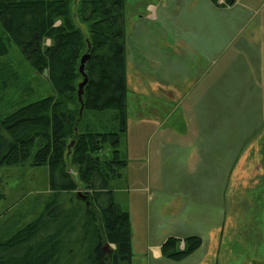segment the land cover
Listing matches in <instances>:
<instances>
[{"label": "trees", "instance_id": "trees-1", "mask_svg": "<svg viewBox=\"0 0 264 264\" xmlns=\"http://www.w3.org/2000/svg\"><path fill=\"white\" fill-rule=\"evenodd\" d=\"M124 3L0 0V57L15 43L36 74L48 70L56 91L0 120V167L32 157L34 166L48 167L52 192L39 217L0 241V264H132L131 217L116 202L114 188L127 179L128 168L120 149L128 129ZM85 54L81 114L79 67ZM86 111L113 114L103 131H94L82 126ZM80 183L84 194L77 193ZM202 244L199 236L170 237L161 251L177 262Z\"/></svg>", "mask_w": 264, "mask_h": 264}, {"label": "crops", "instance_id": "crops-1", "mask_svg": "<svg viewBox=\"0 0 264 264\" xmlns=\"http://www.w3.org/2000/svg\"><path fill=\"white\" fill-rule=\"evenodd\" d=\"M225 2L219 0L220 6L210 0H159L147 4L146 14L138 12L139 22L149 21L165 26L163 45L154 41L151 32L142 36L139 28L134 35L125 31L127 95L131 92L151 98L148 101L153 112L151 118L140 120L141 126L150 125L147 133L153 138L147 160L148 190H155L153 184V187L161 186L158 181L163 176L160 172L164 159H167L168 168H176L179 157L184 158L186 178H192L191 181L184 179L185 183L209 186H200L202 190L199 192H191L188 186L187 193H176L171 201L157 209V216L161 219H165V210L171 212L172 220L180 223L207 219L196 215L195 208L200 205L195 201L224 197V192L218 194V189H222L218 184L222 183L225 175L223 167L231 168L225 175L231 179L241 155L236 161L233 158L227 161L222 159L221 152L224 148L229 153L240 149V136L244 134L241 120L250 118V113H254L263 121L264 128L263 86L262 94L257 98L255 96L257 76L260 80L263 74L264 81L263 59L256 60V54L253 59L246 55L258 38L257 31L247 32L252 17L256 15L253 7L264 0H249L246 3L234 0L228 5ZM241 37L243 40L239 42ZM242 42L243 48L240 47ZM133 45L135 51L131 49ZM234 67L238 71H233ZM239 78L241 81L236 83ZM248 103L260 106L257 107L258 114L256 107L247 109ZM225 140L227 145L223 144ZM153 172L159 177L152 176ZM196 189L197 186H192L193 191ZM152 200L153 197L148 200L150 207L146 206L144 215V237L150 241L153 228L160 229L161 225L157 221L154 223ZM128 204L131 207L130 199ZM128 212L131 217L132 211ZM212 228L210 231H219ZM197 235L203 236L187 226L171 227L170 231L161 232L158 243L148 245V252L155 262L164 260L166 263L168 260L162 257L161 248L168 238L184 239ZM180 248H184V243ZM199 251L175 263L192 264ZM199 260L202 263V258Z\"/></svg>", "mask_w": 264, "mask_h": 264}, {"label": "rangeland", "instance_id": "rangeland-1", "mask_svg": "<svg viewBox=\"0 0 264 264\" xmlns=\"http://www.w3.org/2000/svg\"><path fill=\"white\" fill-rule=\"evenodd\" d=\"M158 1L125 0L123 10L125 31H130L134 35L137 32L136 29L139 28L142 31L140 32L142 36L146 32H151L154 41H158L160 45H163L162 36L167 30L166 27L149 21L139 22L140 19H138V12L146 14L145 6ZM235 1L246 3L249 0ZM253 8L256 11V15L252 17L247 32L257 31L258 38L256 44L248 50L246 55H248V58L253 59L256 54V60L261 57L264 65V2L254 4ZM80 26L87 33L86 26L82 24ZM3 31L4 29L0 23V33L2 35H4ZM241 40H243V37L240 38L239 42ZM133 42L132 40L131 44ZM47 44L50 45L51 42L47 41ZM145 47H147L146 44ZM240 47H244L243 42ZM7 49V53L0 57V120H4L7 116L31 102L56 95L49 75L45 77L43 73L36 74L22 50L15 43H8ZM131 49L135 51V46L133 45ZM237 67L232 70L238 71ZM258 78L259 75L256 78V98L262 94L261 86L264 88L263 74H261L260 80ZM240 81L239 78L236 83ZM259 88H261V92ZM239 89L244 91L243 88ZM235 93H237V90H235ZM150 100L151 98L137 96L131 92L127 95L128 132L124 135L120 148L128 159L127 179L122 182L120 180L114 184L115 191H117L115 194L116 202L122 209L132 211L131 244L134 264H183L171 262V260L166 258L168 260L166 263L163 262L164 260L155 262L148 252V245L154 242L158 243L161 239V232L170 231L171 227L181 226H187L201 233L203 236L200 237L202 240L204 239L203 241L206 244L204 246L202 244L198 257L191 261L192 264H264L263 121L256 118L254 113H250V118L241 120L244 134L240 136V149L229 153L224 148L221 152L223 160L228 161L229 158H233L236 161L239 154L241 157L233 169L231 179H227L225 176L231 168L223 167V174L225 173V175H223L222 183L218 184V187L221 186L222 188L218 189V194L220 191L224 192L222 199L201 198V200L195 201L200 205L195 208L196 215L205 216L207 219L205 218L203 221L193 220L189 224L180 223L172 220V214L167 210H165L167 214L163 216L165 219H161V217L157 216V213L159 214L158 210L162 205L171 201L176 193H187L186 187L189 186L191 192H199L202 190L200 186H203V184L196 183L195 185L184 182V179L186 181L192 180L190 177L189 179L186 178L184 158L179 157L176 159V168H168L167 159L165 158L160 172L163 176L158 181L161 186L153 187V184L152 188L155 190H148L146 185L148 181L147 160L149 153H151L149 144L153 138L151 134L147 133L150 125L144 124L141 126L140 120L151 118L153 112L151 111V103L148 102ZM251 103L246 105L247 109L250 110V107L255 109L256 107L257 111V107L260 106L257 103L256 106ZM112 114V111H86L82 126L89 124L94 131H103L107 126L103 127L106 124L108 125ZM3 135L8 137L4 131ZM226 143L228 142L225 140L223 144ZM165 155L167 154L165 153ZM170 169L172 170L169 171ZM72 173L78 180L75 169ZM153 174L155 176L158 175L156 172L151 175L153 176ZM173 177L174 179H171ZM177 178L179 179L176 182ZM206 185L203 187H209ZM192 186H197V189L193 191ZM85 190V186L80 183V189L77 193L84 194ZM0 194L2 195L0 198V241H5L12 238L21 229L39 217L51 200L52 192L49 186L48 167L34 166L32 157L14 165L1 166ZM152 197L153 220L154 223L157 221L161 225L160 229L156 230L153 228L154 233H152V240L150 241L144 237L146 232L144 215L146 206L150 207L148 200ZM129 199L132 203V208L128 204ZM212 227L219 231H210L213 229ZM200 258H202V263L199 262Z\"/></svg>", "mask_w": 264, "mask_h": 264}, {"label": "water", "instance_id": "water-1", "mask_svg": "<svg viewBox=\"0 0 264 264\" xmlns=\"http://www.w3.org/2000/svg\"><path fill=\"white\" fill-rule=\"evenodd\" d=\"M89 59V55L88 54H85L82 58H81V62H80V67H79V73L81 74L82 78H83V81L79 84V92H78V98H79V101L81 102L82 104V108H81V114L83 112V101H82V96H83V90H84V87L87 85L88 83V75L86 73V63ZM44 75L45 77L48 76V70H45L44 71ZM108 247L109 245H106V249L108 250Z\"/></svg>", "mask_w": 264, "mask_h": 264}]
</instances>
